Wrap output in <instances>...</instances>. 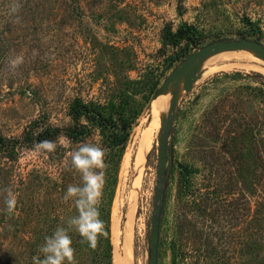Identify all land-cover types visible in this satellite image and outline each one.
Segmentation results:
<instances>
[{"label":"rangeland","instance_id":"rangeland-1","mask_svg":"<svg viewBox=\"0 0 264 264\" xmlns=\"http://www.w3.org/2000/svg\"><path fill=\"white\" fill-rule=\"evenodd\" d=\"M13 2L0 0V136L10 146L0 148V264H33L45 237L78 214L64 200L81 182L70 154L85 142L101 145L102 136L86 116L74 119L73 103L120 100L136 116L100 211L110 213L112 264H149L161 125L137 160L154 95L208 43L250 31L264 43V0H15L20 11L10 14ZM180 27L198 37L188 52L184 41L166 43ZM237 52L208 57L180 94L158 264H264V70L253 52ZM16 55L24 62L12 70ZM49 125L61 129L57 148L38 152L26 138ZM79 126L83 141L66 136ZM8 188L18 197L11 216ZM70 236L77 264H85L82 237L74 229Z\"/></svg>","mask_w":264,"mask_h":264},{"label":"clouds","instance_id":"clouds-1","mask_svg":"<svg viewBox=\"0 0 264 264\" xmlns=\"http://www.w3.org/2000/svg\"><path fill=\"white\" fill-rule=\"evenodd\" d=\"M21 5L14 2L10 5V14L20 11ZM19 17H17V22ZM24 62L23 55H16L9 60V66L15 70ZM57 143L51 140H42L35 144L38 152L53 153ZM71 166L79 173L81 182L69 185L64 195L65 201H73L77 215L67 220V227L58 226L55 231L46 236L39 248V253L33 257V264H77L75 249L70 236L74 229L82 237V243L87 242L89 247L96 250L102 237L107 236L106 224L101 219L100 205L102 204L106 184L107 150L96 143H82L70 154ZM6 192V211L9 216L16 212L18 197L10 188Z\"/></svg>","mask_w":264,"mask_h":264},{"label":"trees","instance_id":"trees-1","mask_svg":"<svg viewBox=\"0 0 264 264\" xmlns=\"http://www.w3.org/2000/svg\"><path fill=\"white\" fill-rule=\"evenodd\" d=\"M169 34L170 39H166V43L179 46L181 42L184 41L185 45L183 46V49L186 52L190 51L198 44L196 32L190 27H180L174 32L170 31ZM258 34L259 33L255 31H250L249 35L244 37L259 40ZM72 110V115L75 120L80 119L81 116H86L90 122L98 126L100 129L102 136L100 146L107 150L106 163H108L109 167L106 170L105 187L108 186V189L109 186L114 185L116 182V174L118 171L120 157L122 155V150L131 137L136 115L128 114V111L125 108V104L122 100L119 102L111 101L108 104L90 103L85 105L74 102L72 105ZM79 127L81 131H77L76 127L69 128L66 136L75 139L77 142L83 141V139L88 136L87 132H85L86 126ZM60 133V128L49 125L44 127L39 133L31 132L26 140H28L27 142H31V144L35 145L42 140L54 141L57 137H59ZM5 146L6 148L10 147L8 143L6 144V139L0 136V148H4ZM12 148H14V146H12ZM151 153L152 150L150 155ZM168 172L169 166L166 170V175ZM104 194L108 198V194ZM166 199L167 193L165 194V201ZM101 219L105 220L104 222L106 224L107 236L100 239L98 248L96 250L91 249L88 243L84 242L85 247H87V252L85 254V264H112L113 248L110 240V213H102ZM262 220L263 218L259 217V221Z\"/></svg>","mask_w":264,"mask_h":264},{"label":"water","instance_id":"water-1","mask_svg":"<svg viewBox=\"0 0 264 264\" xmlns=\"http://www.w3.org/2000/svg\"><path fill=\"white\" fill-rule=\"evenodd\" d=\"M246 50L253 52L258 58L264 60V43L248 37L219 39L208 43L188 55L168 75L166 80L157 89L154 99L162 94L170 93L171 99L168 112L161 118L160 135L158 140L157 180L155 186V203L151 216V241L149 264H158V250L160 239V223L162 209L165 201V181L172 169V155L169 149L170 129L175 117L176 107L182 91L189 92L193 83L200 76V68L208 57L224 51ZM169 172L166 175L167 165Z\"/></svg>","mask_w":264,"mask_h":264},{"label":"bare ground","instance_id":"bare-ground-1","mask_svg":"<svg viewBox=\"0 0 264 264\" xmlns=\"http://www.w3.org/2000/svg\"><path fill=\"white\" fill-rule=\"evenodd\" d=\"M239 51H246V50H239ZM237 52V51H236ZM238 53V52H237ZM218 54V53H217ZM235 54V52H234ZM241 55V53H239ZM228 55H231V54H228ZM248 55V54H247ZM249 56L251 58H253L257 63L261 64V66H259L261 69L264 70V60L263 59H260L258 58L256 55H252L251 53H249ZM211 57V56H210ZM221 57V56H219ZM218 57V58H219ZM226 57V56H225ZM234 57V56H233ZM243 58V57H242ZM214 59V58H212ZM230 59V58H229ZM238 59V58H237ZM245 59V58H244ZM211 60V59H209ZM208 60V61H209ZM216 60V59H215ZM218 61L220 59H217ZM243 60V59H242ZM253 60V61H254ZM206 61V60H205ZM221 61V60H220ZM212 64V62L210 63ZM205 66V65H204ZM206 67V66H205ZM209 67V66H208ZM203 68V67H202ZM169 92L166 93V94H162L161 96H159L158 98L154 99L153 101V105H152V119L148 122L147 126L145 127L144 129V132H143V135H142V138L140 139L141 142H140V150L138 152V162H141L143 161V159L147 156V151L149 149V146H150V143L153 141H151L152 139V135L155 131L156 128H158L160 125H161V122L159 121V118L161 119L163 116H165V114L163 115H160V108L164 105L165 102H167V98L169 96ZM170 101V100H169ZM170 104V103H169ZM169 108V107H167ZM167 112V111H166ZM145 160V159H144ZM118 226V224L116 225ZM117 228V227H116ZM115 229V228H114ZM118 233V232H117Z\"/></svg>","mask_w":264,"mask_h":264}]
</instances>
